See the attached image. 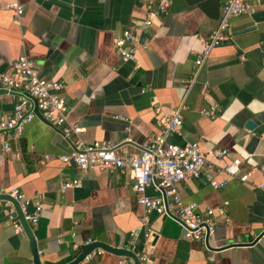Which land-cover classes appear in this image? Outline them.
Listing matches in <instances>:
<instances>
[{
  "label": "crops",
  "instance_id": "obj_1",
  "mask_svg": "<svg viewBox=\"0 0 264 264\" xmlns=\"http://www.w3.org/2000/svg\"><path fill=\"white\" fill-rule=\"evenodd\" d=\"M16 1L23 6L17 22L0 3V73L24 54L40 78L63 84L66 121L82 129L77 138L86 144L104 141L120 155H137L145 138L158 132L153 106L169 115L182 104L181 126L166 141L198 142L204 154L226 150L240 159V173L249 175L245 183L227 177L223 188L212 189L205 181L212 171L206 170L198 180L177 186L181 203H194L202 216L208 209L214 212L211 247L257 237L264 229V193L256 188L264 177V0H245L253 12L231 19L229 39L204 57L203 42L218 24L223 0H171L167 13L139 32L135 61L127 63L114 54L112 41L129 25L140 24L145 0ZM198 58L202 62L195 66ZM209 105L219 109L214 120L199 114ZM12 107L0 92V121ZM247 122L252 131L244 129ZM77 138H64L36 117L9 142V152L1 151L0 137V189L40 201V218L30 231L36 251L42 252L37 259L45 264L69 263L74 259L70 246L86 239L125 249L129 233L138 230L141 209L127 169L81 172L57 160ZM207 160L213 168L227 162ZM71 180L79 186L61 191L60 185ZM146 195H161L157 183ZM149 223L153 264H264V235L253 246L212 255L203 243L184 238L175 221L151 214ZM134 246H142L138 231ZM128 259L103 252L78 264H128ZM30 260L27 238L13 233L0 204V264Z\"/></svg>",
  "mask_w": 264,
  "mask_h": 264
},
{
  "label": "built area",
  "instance_id": "obj_2",
  "mask_svg": "<svg viewBox=\"0 0 264 264\" xmlns=\"http://www.w3.org/2000/svg\"><path fill=\"white\" fill-rule=\"evenodd\" d=\"M0 3H2L4 10L13 13V22H17L23 12V6L16 0H0ZM170 3L171 0L144 1V15L140 24L129 25L121 31L119 37L112 41L113 52L120 62L135 61L139 46V32L154 26L167 13ZM252 12L253 7L245 0H223L218 24L210 30L203 42V57L210 49L222 45L229 39L227 31L231 19ZM202 58L194 61L195 66L200 65ZM239 60L244 61V57L240 56ZM193 80L194 78L186 82V89L193 83ZM63 89L64 86L59 81L40 78L33 61L24 54L18 55L11 62L7 72L0 73V92L7 95L13 102L10 115L0 121L1 151L3 153L9 152V142L16 139L24 126L34 118L33 104L28 97L34 99L41 118L58 129L64 138L70 139L72 136L77 138L82 129L77 125H70L66 121ZM182 108L183 106L180 104L172 114L167 115L161 113L159 107L153 106L152 112L158 116L159 130L145 138L140 145L139 153L135 156L117 154L114 146L104 141L86 144L77 138L72 142L69 153L57 157L60 163L73 165L81 172L93 169L116 170L125 168L128 170L130 187L135 194V203L141 209L137 231L141 233L142 246L138 249L134 246L137 231H132L129 233L130 241L125 249L133 253L137 264H153L149 249L153 234L149 223L151 214L165 216L171 220L174 218L183 231V237L191 242L203 243L205 236L213 232L215 227L214 212L208 209L202 216L198 213L194 203L182 204L177 195V186L180 183L198 180L206 170L212 171L213 176L205 178L212 189L223 188L227 183V177L241 183H245L248 179V173H240V159L226 150H212L204 154L198 142H189L179 146L166 141V138L177 133L181 126L180 110ZM218 113L219 109L216 105H209L199 110V114L209 120H214ZM207 157L211 160L225 159L227 162L223 167L213 168L210 166ZM43 158L44 161L48 160L47 156ZM154 182L162 190L167 205L169 203L171 205L170 209L167 206L168 213L165 212L161 195L159 197L146 195V190ZM78 186V180L65 181L60 185V190L75 189ZM256 188L264 193V177L256 185ZM0 195L7 196L16 202L20 215L29 230L37 225L41 213V203L38 199L26 198L15 189H0ZM0 204L5 209L6 221L11 226L13 233H22L21 225L11 202L0 200ZM218 213H221V209L218 210ZM70 236L73 237L74 234L70 233ZM92 242V240L86 239L80 245L72 244L70 249L74 253V258L82 246ZM103 252V250L95 248L86 254L82 261L89 262ZM41 253L40 250L36 251L37 256ZM120 263L122 262L118 264ZM27 264L35 263L30 260ZM38 264L45 263L38 261ZM128 264H133L132 260L128 259Z\"/></svg>",
  "mask_w": 264,
  "mask_h": 264
},
{
  "label": "water",
  "instance_id": "obj_3",
  "mask_svg": "<svg viewBox=\"0 0 264 264\" xmlns=\"http://www.w3.org/2000/svg\"><path fill=\"white\" fill-rule=\"evenodd\" d=\"M29 100H31L32 104H33V110L32 113L34 115V117L36 118H40L41 120H43L39 114V112L36 109V105H35V101L34 99L28 97ZM44 121V120H43ZM45 122V121H44ZM47 125L51 126L50 124H48L47 122H45ZM52 127V126H51ZM245 130H249L252 131L253 129V125L250 122H247L244 126ZM124 144V143H123ZM156 183V182H154ZM161 196L163 199V205H164V209L165 212L168 213L167 210V203L165 198L163 197V193L161 190ZM0 200H6L11 202V204L13 205L17 218L19 220V223L21 225L22 228V232L25 235V237L27 238L28 241V248H29V252L31 255V260L35 263L38 264V259H37V255H36V246H35V242L33 240V236L31 231L29 230L28 226L25 224V222L22 219V216L20 215V212L17 208V204L15 201H13L12 199L8 198L7 196L4 195H0ZM173 221H175L174 218H172ZM264 235V229L257 235V237L255 239H253L251 242L246 243V244H232V245H227L223 248H217V247H211L208 244V236H205L204 242H203V247L207 250V252L211 253L212 255L217 254L220 252V250L224 249V248H229V247H234V246H253L256 242L259 241V239ZM95 248H99L101 250H103L106 253L112 254L114 256L117 257H126V258H130L133 262V264H137L136 258L134 257L133 253L126 250V249H122V248H114V247H110L102 242H95L93 241L92 243L82 246L80 248V251L78 253V255L69 263L67 264H78L80 262H82L83 257L88 254L91 250L95 249Z\"/></svg>",
  "mask_w": 264,
  "mask_h": 264
}]
</instances>
